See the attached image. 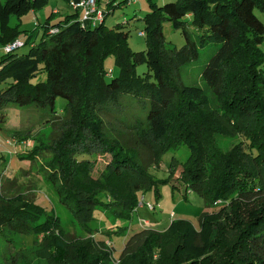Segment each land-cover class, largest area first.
Segmentation results:
<instances>
[{"label": "trees", "instance_id": "16d2710c", "mask_svg": "<svg viewBox=\"0 0 264 264\" xmlns=\"http://www.w3.org/2000/svg\"><path fill=\"white\" fill-rule=\"evenodd\" d=\"M46 1L0 0V47L18 39L25 31L20 20ZM114 3L99 7L102 20L84 23L82 10L68 4L72 13L56 22L49 15L40 42L27 53L0 51V132L9 105L55 114L56 99L66 100L54 115L60 116L52 122H59V134L45 146L52 156L43 171L89 237L70 236L58 212L26 193L5 195L1 182L0 236L11 242L16 234L40 236L45 264H264V21L256 13H264V0H149L144 51L131 48L124 24L106 25ZM12 16L20 19L16 25ZM165 22L182 31L184 45L167 47ZM206 50L204 86L185 84L184 69ZM110 57L117 76L106 67ZM141 65L147 66L143 73ZM121 99L137 102L144 116L109 127L104 117L111 107L120 109ZM218 136L241 139L225 151ZM180 145L190 150L182 166L185 184L207 207L221 200L219 210L203 212L198 227L177 219L164 230L136 229L117 256L105 238L91 236L95 211L131 220L142 196L158 198L159 186L168 183L150 167ZM43 147L27 149L26 157L35 160ZM17 253L7 264L27 255L25 248Z\"/></svg>", "mask_w": 264, "mask_h": 264}, {"label": "rangeland", "instance_id": "374dc122", "mask_svg": "<svg viewBox=\"0 0 264 264\" xmlns=\"http://www.w3.org/2000/svg\"><path fill=\"white\" fill-rule=\"evenodd\" d=\"M5 2L6 0H1ZM70 0H47L43 8L23 17L21 20L12 16L10 22L16 25L20 20L21 29L25 30L19 35L16 41L25 44L19 47L15 53L18 55L27 53L32 43L40 42L43 36V22L51 15V22L63 19L67 14L72 13L70 8ZM74 1V0H73ZM98 8L105 9L109 0H100ZM115 10L110 13L106 19V25L112 27L118 23L124 24V31L129 33V44L133 50H146V39L140 32L144 31L145 25L143 17L150 12L151 8L149 0H132L124 2V0H114ZM170 1L176 0H153V2L163 5ZM69 4V5H68ZM60 12L56 13L55 10ZM109 10V9H108ZM259 17L264 21V13L256 11ZM128 22V24H126ZM164 35L167 47H181L185 44L186 39L181 30L173 28L170 22L164 23ZM188 31L195 36L196 30L188 27ZM210 52L206 50L202 52L199 60H196L184 69L182 80L185 84H195L204 86L201 78L202 66H204ZM107 69H112L117 76L119 68L115 65L114 58L110 57L106 61ZM147 70L146 65L138 67V72L143 73ZM44 77V76H43ZM1 86H6L1 84ZM128 96V95H125ZM120 109L111 107L110 114L105 115V120L109 127L118 126L121 118L133 120L134 115L144 116L141 105L137 102L129 104L128 100L121 99L119 102ZM66 106V100L58 97L55 101L56 113L59 114ZM7 118L3 123L4 128L0 132V182L1 189L5 195L14 196L22 192L26 193L35 201L48 210L54 209L62 217L65 231L70 236L89 237L76 222L69 210L60 202L54 186L46 181L45 172L47 162L51 158V151L45 150V146L53 142L59 134L57 128L58 123L53 125V121L58 120L60 116H54L49 109L39 108L35 105L20 107L17 105H9L6 109ZM135 119V118H134ZM20 133H15V132ZM241 138L222 139L218 136L217 145L225 151L232 148ZM42 143L44 147L40 149L35 160L26 157L27 149H33L36 144ZM21 155V156H20ZM24 155V156H23ZM190 150L186 145H180L177 149L167 151L161 160L159 166H152L149 172L157 179H168V183L159 186V197L152 193L144 196L145 201L155 205V210H150L145 204L139 205L131 220L115 218L113 215L109 218L103 212L95 211V220L91 226L94 234L91 236L96 239L105 238L107 244L114 247L115 254L118 256L124 248L125 242L133 231L140 228H157L166 229L173 220L186 219L191 221L198 227L199 218L203 212L213 213L218 211L220 204L217 206L207 207L204 198L197 192L193 191L182 178L184 170L183 163L189 158ZM25 158H23V157ZM101 159H105L101 157ZM109 159V158H108ZM106 159V160H108ZM175 162V169L171 171L170 165ZM104 166V160L97 165L100 171ZM97 175V174H95ZM106 198V197H105ZM107 199V198H106ZM108 201V200H107ZM174 214V217L171 214ZM149 221L152 225L143 226L142 221ZM97 230V231H96ZM117 233L119 236L114 238L105 237L106 232ZM11 237L0 236V264H7L12 258L17 256V251L26 249V256L19 260V264H45L48 262V252L42 247L40 249V236L16 234L13 242L9 241ZM40 249L39 252H37Z\"/></svg>", "mask_w": 264, "mask_h": 264}, {"label": "built area", "instance_id": "2783aa9c", "mask_svg": "<svg viewBox=\"0 0 264 264\" xmlns=\"http://www.w3.org/2000/svg\"><path fill=\"white\" fill-rule=\"evenodd\" d=\"M70 6L73 8V10L81 9L82 10V22L84 21H100L103 19V12L98 8L97 0H72L70 2ZM141 35H144V32H140ZM23 44L19 41H15L13 43H9L5 45L4 47H0V51L4 50L5 52H11L18 47L22 46ZM222 201L218 200L216 202V205L221 204ZM146 205L150 210H155V205L151 204L148 201H145L144 196H142L139 205ZM143 226H149L152 225L149 221L145 220L142 221Z\"/></svg>", "mask_w": 264, "mask_h": 264}, {"label": "crops", "instance_id": "0c3cea01", "mask_svg": "<svg viewBox=\"0 0 264 264\" xmlns=\"http://www.w3.org/2000/svg\"><path fill=\"white\" fill-rule=\"evenodd\" d=\"M55 12H56V13H59L60 10H59V9H56ZM171 216L174 217V214L172 213Z\"/></svg>", "mask_w": 264, "mask_h": 264}]
</instances>
